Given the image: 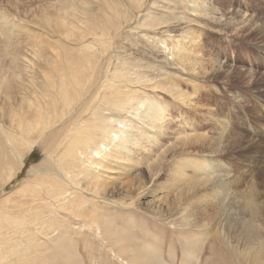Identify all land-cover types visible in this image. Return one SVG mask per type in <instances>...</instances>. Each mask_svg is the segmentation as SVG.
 Listing matches in <instances>:
<instances>
[{
  "label": "rangeland",
  "instance_id": "obj_1",
  "mask_svg": "<svg viewBox=\"0 0 264 264\" xmlns=\"http://www.w3.org/2000/svg\"><path fill=\"white\" fill-rule=\"evenodd\" d=\"M15 2L0 0V11L14 20H21L22 17L16 15L18 6ZM38 2L27 0L26 4L33 6ZM191 4V0H119L111 13L120 31L114 25L105 37V45L103 40L91 39L94 50L87 48L88 53L84 51L92 57L94 94L98 95L103 65L108 60L111 86L103 88L102 92L124 93L128 88L134 89L140 97L153 100V105L163 108V128L171 135L181 137L179 146L169 153L158 174L161 160H158L153 176L148 171L158 153L168 145L165 140L158 151L145 159L142 168L133 171L141 175L139 192L118 190L129 175L117 174L116 178L108 180V186L117 190L113 196H109L104 187H99V193L87 194L77 188L82 182L60 180L49 171L35 173L40 163L50 162L45 149L52 139H44L41 147L34 146L11 178L8 172L13 166L7 162L16 158L15 153L10 152L4 160L0 150V264H264V261H247L242 244H238L239 228L230 223H241V220L226 217L221 211L219 196L215 198L216 193L213 196L207 194L212 186L211 174L217 172L214 175H219L227 169L231 181L227 184L231 188L244 190L254 186L251 189L255 198L264 205V0H213L212 11L220 21L194 14ZM19 6L20 12L27 9ZM146 11L145 16H141ZM239 12L254 18L247 22L249 31L244 27L235 29L242 20ZM178 17L188 21V30L199 39L195 51L200 53L198 66L201 70L195 73H183L172 64L175 40L181 35L182 20ZM1 20L0 17V23ZM156 21H166L167 25L154 30L143 27ZM143 33L157 39L147 42L141 36ZM161 57L168 59V66L159 63ZM223 59L231 65L229 68L222 67ZM122 62L134 64L139 75L131 76L127 71L116 74L120 65L122 68ZM161 84L179 85L188 98L182 100L168 94L159 87ZM153 85L158 87L155 89ZM236 94L241 98L237 100ZM126 116L133 121L140 119L131 114ZM218 116L225 120L222 128L228 132L227 137L217 135L221 131L215 125ZM0 143L5 145L1 133ZM198 165L204 172L194 169ZM75 170L79 172L77 168ZM42 175L54 177L55 189L74 192V199L81 201L82 206L83 202L94 206L93 210L85 218L77 219L73 212L82 213L83 207L57 212L52 203L45 202H40L42 207L35 212L19 207L18 204L30 192L45 194L37 183ZM89 180L86 183H92ZM166 188H170V193ZM102 194L107 195L106 201L102 200ZM41 209L44 214H50L51 222L57 223L58 229L55 231L56 227H53L49 237L29 227L28 217L33 218ZM261 214L254 217L255 225H259L255 226L259 230L258 237L264 231ZM97 217L111 219L112 223H108L111 239L102 227L98 228ZM15 218L22 219V224L13 223ZM82 220L92 225L87 227ZM80 221L82 224H76ZM100 229L103 231L99 232ZM214 235H218L217 242L212 240ZM122 237L123 243L118 241ZM201 242L203 244L198 248ZM147 247L156 252L154 261L146 260V253L150 252ZM122 249L131 251H127L128 255L136 254L137 261H122L124 254L118 257Z\"/></svg>",
  "mask_w": 264,
  "mask_h": 264
},
{
  "label": "bare ground",
  "instance_id": "obj_2",
  "mask_svg": "<svg viewBox=\"0 0 264 264\" xmlns=\"http://www.w3.org/2000/svg\"><path fill=\"white\" fill-rule=\"evenodd\" d=\"M117 1L39 0L38 4L30 6L26 4L27 0H16L15 4L18 6L16 15L21 16V20H14L6 13L1 12L2 10L0 11L2 14L0 16L2 18L0 23V133L5 141V145L0 143V150L4 160L8 158L10 152H14L16 156L7 162L8 165L13 166L8 172V177L11 178L14 175L19 164L23 163L26 154L32 151L34 146L41 147L44 139L48 138L53 140L45 149L50 162L40 163L34 170L35 173L45 174L49 171L60 180L62 178L63 180L71 179L73 182L75 180L82 182L77 188L87 194L99 193V187H104L109 196L115 195L117 190H113L114 187L112 188L111 185L108 186V180L125 174L129 177L122 186L118 187V190L136 193L142 188V180L141 175L133 171L144 166L145 159L158 151L165 140L168 141V145L158 153L148 171V174L153 176V172L158 166V160H161L159 170L157 169L158 174L169 153L179 146L181 137L171 135L163 128V108L153 105V100L140 97L134 92V89L129 90L127 86V92L123 91L124 93L121 91V93L119 91L102 92L103 88L110 85L108 60L104 62V67L102 66L104 72L101 84L97 89L99 97L94 94L92 88L94 78L92 79L91 75L92 57L90 53L85 54L84 51L88 53L87 48L94 50L92 48L94 44L89 40L100 39L105 45V37L109 35L111 27L115 25L119 30V24L113 21L111 13ZM212 1L191 0V10L203 18L220 21V17L212 11ZM19 5L25 6L27 9L20 12ZM147 12L142 13L141 16H145ZM239 13L242 20L238 22L235 29L244 27L249 31L247 22L254 18L249 17L251 15ZM178 18L182 20L179 27L181 35L180 39L175 40L176 49H173L174 55H172L175 63L172 64L183 73H195L201 70L198 66V64L200 65V53L195 51L199 39L191 33L190 29L188 30V21L184 17ZM165 25H167L166 21H156L143 27L154 30ZM141 36L147 42L155 38L154 35L145 33ZM158 61L163 66L169 64L166 57H161ZM225 61L226 59L221 60L222 67L229 68L231 65ZM120 67V71H115L116 74L127 71L131 76L139 75L138 68L134 64L129 65L122 62V68ZM145 83L147 84L148 81ZM178 86L161 84L159 87L174 97L182 100L187 99L188 96ZM153 88H155L154 85ZM235 97L237 100L241 98H239V94H236ZM127 114L140 119L133 121L129 117L127 118ZM223 124H225V120L222 117H215L216 129L221 128L217 134L219 138L227 137L228 134L226 130H223L224 127L222 128ZM199 165L194 169L203 171ZM76 168L79 172L75 170ZM224 171L225 173L218 171L219 175H214L217 172H213L214 174L208 176L212 186L208 188L207 194L210 193L213 196L216 193V196H213L215 198L219 196L221 211H224L226 217L234 216L241 220V223H230H233L235 228H239L237 231L238 244H242L241 249H243V253L247 254V261H264V231L262 236L259 234L261 236L259 239L257 235L259 230L255 228L258 224L255 225L254 221V217L259 216L262 212L261 219L264 224V205L255 198L251 189L254 186L244 190L231 188L230 184H227L231 182L228 180L230 172L227 169ZM43 175L37 179V183L41 185L50 200L40 191L35 193L32 191L18 204L19 207L34 212L38 207H42L41 203L44 202L52 203L56 212L60 209L83 207L84 212H73L77 219L85 218L86 214L93 210L94 206L88 205L86 202H83L82 206L81 201L74 199V192L55 189L54 177ZM87 179H91L89 181L92 183H86ZM224 182L226 184L221 186ZM170 187L172 186L170 185ZM168 192L170 193V190ZM101 196L102 200L108 199L105 194ZM96 207L97 205L95 209ZM43 211L41 209L36 215L33 213V218L32 216L28 217L29 227L38 229L39 232L48 236L53 227H56L55 231L58 227L55 221L51 222L50 214H44ZM123 211L125 210L123 209ZM110 220L96 218L97 226L100 223L98 228L102 227L111 239L112 233L108 226V223H112ZM82 221L86 226L92 225L87 220ZM82 221L76 222V224H82ZM22 222L23 220L18 218L13 221L15 224H22ZM116 225L115 227L120 229ZM204 225L207 226L208 223L205 222ZM212 240L217 242L218 235H214ZM118 241L123 243L124 238L122 237ZM118 241H113V243L116 244ZM221 242L219 240L220 245ZM202 244L203 242L199 246L197 245L198 248ZM130 247L132 248V246ZM130 247L128 248L130 249ZM147 250L150 252L146 253V260L154 261L156 252L150 247H147ZM127 251L128 249L126 251L122 249L119 251L118 257L124 254L122 261H137L134 256L136 254L128 255ZM225 252L228 254L227 251Z\"/></svg>",
  "mask_w": 264,
  "mask_h": 264
}]
</instances>
